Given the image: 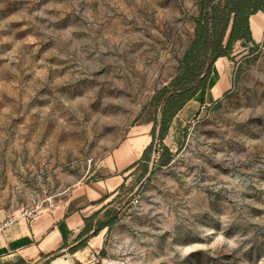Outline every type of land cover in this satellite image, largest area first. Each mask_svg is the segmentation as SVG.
<instances>
[{"label": "rangeland", "instance_id": "obj_1", "mask_svg": "<svg viewBox=\"0 0 264 264\" xmlns=\"http://www.w3.org/2000/svg\"><path fill=\"white\" fill-rule=\"evenodd\" d=\"M201 1L0 0V221L101 185L113 223L70 264H264V25L154 130Z\"/></svg>", "mask_w": 264, "mask_h": 264}, {"label": "crops", "instance_id": "obj_2", "mask_svg": "<svg viewBox=\"0 0 264 264\" xmlns=\"http://www.w3.org/2000/svg\"><path fill=\"white\" fill-rule=\"evenodd\" d=\"M263 25L264 13L251 17L255 42H259V39L254 35V27L263 30ZM228 65V58H221L215 63L206 96L199 94L178 117L182 114L188 116V112L191 115L193 110L190 107L194 103L210 105L221 99L225 91L222 86L227 84L229 87ZM114 190L107 186L79 184L54 210L44 211L33 226L20 220L7 232L0 246V264L15 262L16 257L23 264H70L74 258L78 259L83 254L82 250H71L88 239L87 243L93 248V242L100 241L105 232L106 229L93 236L100 216L110 208L108 204L115 196L112 195Z\"/></svg>", "mask_w": 264, "mask_h": 264}, {"label": "trees", "instance_id": "obj_3", "mask_svg": "<svg viewBox=\"0 0 264 264\" xmlns=\"http://www.w3.org/2000/svg\"><path fill=\"white\" fill-rule=\"evenodd\" d=\"M258 13H264V0L201 1L200 14L195 19V38L180 63L176 78L155 99L156 105L161 107V119L155 121L154 130L160 126L161 140L167 137L173 122L192 100L199 94L206 96L215 63L221 58H231L238 44L242 47L255 44L251 17ZM155 133L144 157L153 148ZM106 215L110 216L109 209ZM113 220L99 219L93 236L110 228ZM86 242L88 240L71 251L79 250Z\"/></svg>", "mask_w": 264, "mask_h": 264}, {"label": "built area", "instance_id": "obj_4", "mask_svg": "<svg viewBox=\"0 0 264 264\" xmlns=\"http://www.w3.org/2000/svg\"><path fill=\"white\" fill-rule=\"evenodd\" d=\"M203 110L206 109V105H203ZM56 208L55 204L53 202H50V205L48 209L50 211L54 210ZM42 211H39V209H27V210H21L19 212V215H12L9 218H6L2 221H0V246L2 245L5 236L7 232L20 220L27 221L30 226H33L36 222L39 221L41 218Z\"/></svg>", "mask_w": 264, "mask_h": 264}, {"label": "bare ground", "instance_id": "obj_5", "mask_svg": "<svg viewBox=\"0 0 264 264\" xmlns=\"http://www.w3.org/2000/svg\"><path fill=\"white\" fill-rule=\"evenodd\" d=\"M261 33H262L261 27H257V28L254 27V35L257 39H260Z\"/></svg>", "mask_w": 264, "mask_h": 264}]
</instances>
